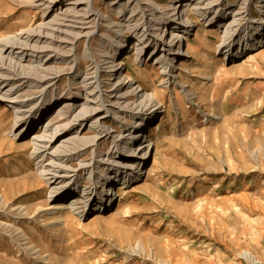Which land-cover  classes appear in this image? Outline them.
<instances>
[{
  "label": "rangeland",
  "instance_id": "1",
  "mask_svg": "<svg viewBox=\"0 0 264 264\" xmlns=\"http://www.w3.org/2000/svg\"><path fill=\"white\" fill-rule=\"evenodd\" d=\"M36 1L0 0V43L54 16L55 12L36 7ZM151 1L156 4V14L162 11L169 15L167 18L179 16L180 6L184 4L175 0ZM197 1L191 4V13H195L192 8ZM246 1L220 0L225 6L220 12L224 21L216 28L196 15L189 33L176 32L171 26L161 27L159 34L167 41L171 33L188 39L183 43H168L172 52L181 45L174 54L178 57L171 63V81L164 80L156 60L162 51H154L153 57L143 52L141 60L134 64L135 39L123 42L117 59L120 71L117 79L109 78L102 71V90L107 101H116L114 86L122 79L126 84L131 82L135 89L140 87L143 93L155 94L157 112L141 134L142 142L151 144L153 152L141 174L138 173L139 179L130 183L135 188L124 184L127 190L119 192L116 191L119 184H115L109 189L113 197L117 192L114 203L100 214L76 219L70 211L52 210V205L58 203H52L51 186L39 176L38 162L32 157L33 138L42 135L48 138L57 125L67 123L76 111L70 108L67 119L47 129V123L60 107L56 108L43 124L15 138L20 132H16L15 113L0 103V264H249L248 255L264 264V43L262 48L257 47L260 54L255 60L240 69L246 56L256 51L253 42L246 49L241 48V54L235 59L224 54L225 44L221 46L234 11L242 14L239 26L246 27L262 19L264 9L255 5L256 2L249 6ZM112 3L93 0L94 10L110 19L98 21L90 40L91 49L97 55L114 53L111 45L129 32L122 23L124 17L117 13L118 5ZM153 13L149 12L145 19L134 18L133 26L144 28L146 20L155 17ZM126 15L128 18L131 10ZM251 25L254 26L248 25L244 34ZM255 28L260 31V27ZM251 33L252 40L260 36L256 30ZM244 41L240 37L237 44ZM85 44L86 39H82L76 46L80 63L73 70L72 62L47 64L51 75L60 73L48 93L55 88L75 97L84 93L80 83L92 64L82 58ZM230 53L236 54L233 49ZM23 64L29 66L32 62L25 58ZM39 91L30 89L29 95L38 99ZM130 91L127 86L120 90L126 94V99L120 100V110L132 109L139 102ZM187 92L196 95L193 102L186 99ZM208 95V100L200 102V96ZM76 103L83 101L79 99ZM113 110L116 114L113 111L103 121L111 129V137L100 139L95 152L94 147L83 148L65 164V168L76 170L82 189L91 186L90 173H109L98 160L116 159L110 154L114 142L140 128L135 125L141 117L132 118L118 109ZM88 125L79 131L80 137L97 136ZM120 145L125 153L134 152L137 147ZM115 163L131 164L133 159H118ZM74 198L70 197L67 204ZM17 230L28 237L27 246H21ZM28 246L39 251V257L23 249Z\"/></svg>",
  "mask_w": 264,
  "mask_h": 264
},
{
  "label": "bare ground",
  "instance_id": "2",
  "mask_svg": "<svg viewBox=\"0 0 264 264\" xmlns=\"http://www.w3.org/2000/svg\"><path fill=\"white\" fill-rule=\"evenodd\" d=\"M126 1L125 3V0H111V2H114L112 4L118 5L117 13L121 15V18L124 17L122 23L126 26L125 31H129L128 35H122L120 41L118 40L116 44L111 45V47L114 46V53L112 54L97 55L91 49L90 40L96 33L95 28L99 25L98 21H110L109 17L104 13L94 10L93 0H37L36 3L38 5L36 7L46 9L52 13L55 12L54 16L36 28H29L22 31L18 36L5 38L0 43V103L6 104L15 113L16 132L20 131L14 135L15 138L27 135L33 128L43 124L51 111L56 108L60 107L53 120L51 119L47 123V129H50L54 123H61V121L67 119L70 108L74 112L76 111V114L67 123L57 125L48 138L46 135L36 136L31 142L33 146L32 157L38 162L39 176L51 186L50 197L52 198V203H58L52 205L51 209L56 212L70 211L73 216L76 215V219L91 215V213L100 214L103 210L107 211L113 205V198L117 195V192H115V196L113 197V192L109 189L118 183L119 187L116 191H126L127 188L124 187V184H134L139 179L138 173L141 172L143 165L146 164L150 154L153 152L151 144L147 145L145 142H142L141 134H143L150 124L151 116L157 112V108L155 107L157 98L155 94L148 95L146 92L143 93L139 91L140 87L135 89L132 87L131 82L126 84L122 79L118 82L116 81L114 86V99L116 101H107V98L104 96L105 91L103 92L102 90V71H106L108 77L111 79L119 76L120 71L118 70L119 64H117V59H120L121 47H124L123 42L127 41L126 39H135L134 47H137V50L134 64L138 60H141L140 56L143 52L144 55L148 54L153 57L154 51H162L156 60L159 67L163 70L165 75L164 80L171 81L173 79L171 75L172 69L170 68L171 63L178 57L174 56V54L178 53L181 49V45H179V50L172 52L171 44L177 42L183 43V41L187 42L188 39L186 37L183 38V36L181 37L178 33L174 35L171 33V37L167 41L164 35L159 34L161 27L171 26L170 28L176 30V32L189 33L192 23H195L194 21L196 20L194 19L195 15L198 18L201 17L208 22L210 21L211 25H215V28L218 25L220 26V22L224 21L222 19L224 17L220 12L225 6L224 3H219L220 0H198L192 8V11H195V13L190 12L191 4L194 0H175L176 2L183 1L184 4L180 6L182 9L181 14L179 16L174 15L172 18H167L169 15L162 11H159L157 15L156 4L151 0ZM255 2V5L264 9V0H247L246 4L254 6ZM28 5L30 4L28 3ZM148 9L149 12H155L153 13L155 17L149 18V21L147 19L144 28L136 25L133 26L131 20H134V18L145 19L148 17ZM242 9L245 8L243 7ZM129 10H131V15L128 17L130 20H127L126 11ZM234 12L228 26L229 28L225 30L222 36L223 43L221 46L225 44L224 54L230 55L229 58L235 59L241 54L240 49L245 48L247 44L251 46V42H253L252 45L256 46V48H253L256 51L250 52L244 62L239 65L238 68L240 69L252 63L260 54L257 51V47H263L264 10L261 11L262 19L256 21V23L254 21L253 23L250 22L248 25L253 24L254 26L251 25L245 34L243 31L249 26H239L240 23L238 22L241 21L239 16L242 14L240 11ZM245 13L247 12L245 11L243 14ZM150 24H152V28H150ZM255 27H260V31ZM254 30L260 33H257L260 36L256 40H252V33L249 35ZM240 37L245 40L241 45L240 43L237 44ZM82 39H86L85 55L82 58L92 61L91 68L83 73L84 81L80 83L84 93L80 97H75V95H70L68 92L58 88L48 93V88L55 84V81L60 77V73L54 72L55 74L51 75L50 68L46 67L47 64L52 62L57 65L72 62L73 70L80 63L76 46ZM169 42H171L170 45H168ZM235 47L239 49H235ZM230 49L235 50L236 54L234 56H231ZM95 56H98V58H95ZM25 58H29L32 64L25 66L23 64ZM178 68L181 69L180 67ZM47 83L49 84L46 86ZM123 86L131 88V95L137 97L139 101L135 107L129 110H120L119 108L120 100L126 97V94L120 92ZM185 87H182V89L184 90ZM30 89H39L40 97L37 99L29 95ZM185 97L190 102L196 99V95L191 92H187ZM79 99L83 101L82 104L76 103ZM152 105L154 106L151 109H147V107ZM161 107L164 108L163 105ZM113 109L127 113L132 118L141 117L139 123L135 125L136 128H140L133 129L129 134L121 138L123 140L114 142V149L110 154L113 158L116 157V159L113 162L110 159L98 160V163L105 165L109 173L106 175L90 173L88 180H91V186L82 189L79 186V180H77L79 176L76 170L73 171L65 168V164L72 161L79 151L94 147L93 152H95L100 139L111 137L112 131L103 125V121L113 113ZM113 114H116V112L114 111ZM87 124H90L88 125L89 130L97 134L96 137L84 138L79 136V131ZM71 133L74 135H71ZM60 138L64 139L53 148V145ZM120 144H134L137 147H135L134 152L125 153L122 152V145ZM118 159L119 161L133 159V163H115ZM47 160H49L48 163L46 162ZM133 187L132 189L135 188ZM70 197L75 198L70 204H67ZM16 235L20 237L22 247L29 244L28 237L24 234L22 235V232L17 230ZM23 249L30 250L32 255H38L37 257H39V251L32 249V247L28 246ZM248 261L249 264H261L250 255H248Z\"/></svg>",
  "mask_w": 264,
  "mask_h": 264
},
{
  "label": "crops",
  "instance_id": "3",
  "mask_svg": "<svg viewBox=\"0 0 264 264\" xmlns=\"http://www.w3.org/2000/svg\"><path fill=\"white\" fill-rule=\"evenodd\" d=\"M216 97H218V96H216ZM199 98V97H198ZM200 98H201V100H200V102H205L206 100H208L209 99V95L206 97V96H200ZM204 105V104H203ZM180 114H181V112H180ZM159 136H162V133L159 135Z\"/></svg>",
  "mask_w": 264,
  "mask_h": 264
}]
</instances>
